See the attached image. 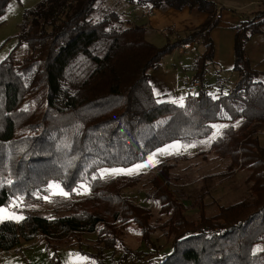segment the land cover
<instances>
[{
	"label": "trees",
	"instance_id": "16d2710c",
	"mask_svg": "<svg viewBox=\"0 0 264 264\" xmlns=\"http://www.w3.org/2000/svg\"><path fill=\"white\" fill-rule=\"evenodd\" d=\"M11 1L0 0V26ZM129 3L146 10L188 6L208 18L159 46L147 39L146 23L124 19ZM261 11L258 21L243 19L236 27L238 77L214 96L207 86L214 61L211 31L220 21L215 0H40L26 8L16 46L0 60V206L20 197L35 201L52 181L68 192L87 184L90 193L69 201L65 214L32 212L20 221L3 220L0 252L38 238L50 264H61L64 244H75L98 264H107V250L121 251L122 263L264 264V75L246 52L251 36L264 32ZM191 43L202 47L193 49L188 66L199 89H190L183 103L159 101L152 72L165 56L191 50L184 47ZM222 123L226 127L216 134ZM206 139L208 148L198 153L226 162L230 173L246 170L250 189L248 197L213 215L203 202L211 186L204 184L199 216H187L170 158L148 180L146 199L158 207V219L126 192L140 183L139 174L100 176L103 168L143 162L173 141ZM158 230L171 240L163 255L132 250L124 241L127 233L137 234L155 248ZM85 233H96L97 252L83 248Z\"/></svg>",
	"mask_w": 264,
	"mask_h": 264
},
{
	"label": "rangeland",
	"instance_id": "374dc122",
	"mask_svg": "<svg viewBox=\"0 0 264 264\" xmlns=\"http://www.w3.org/2000/svg\"><path fill=\"white\" fill-rule=\"evenodd\" d=\"M39 1L40 0H12L10 2L0 26V60L5 58L16 46L17 40L15 35L19 30V24L22 21L24 10L35 5ZM263 9L264 5H259L256 10L246 15L244 20H251L254 17H257L256 21H258L262 17L261 10ZM255 11L260 12L255 16L253 15ZM176 35L179 36L180 34ZM161 40L160 44L167 42L166 38L163 36ZM160 41L157 42L159 43ZM221 126L222 125L219 126L216 124V129ZM209 143L210 139L194 141L191 143L173 141L159 148L150 155L153 157L154 166L149 165L148 167H144L131 174H139L141 176V181L136 187L127 188L126 192L134 197L139 204L151 208V211L154 213V218L158 219V207L146 199V195L149 192L148 180L151 177L155 166L166 158H170L171 161L176 163V166L173 169V175L175 176L173 185L183 196V200L187 206L186 214L188 217L197 218L199 216V194L203 190L204 184L211 186L208 194L203 197V202L208 215L215 214L222 205H229L239 199L248 197L250 195V189L249 183L246 181L248 175L246 170L237 169L233 173H230L226 167V162H219L218 158H215L212 154H209L208 158L205 160L203 154L198 153V151H204L207 149ZM174 144L178 145V147L168 148L165 153L159 151L160 149H165L167 146ZM147 161L148 159L137 164H143ZM134 165L128 167L118 166L103 168L101 170L108 169L109 172L106 173L102 171L100 176L105 177L116 175L110 174V170L129 169ZM204 180H207V182L205 183ZM50 184H59L60 188L68 193V195L53 194V192L58 193L59 189L49 190ZM50 184L45 188V191L42 190L36 194L35 201H27L20 197L13 199L10 204L0 206V208L6 209V212L0 214V223L5 219L20 221L11 217H23L25 214L32 212H40L46 215L65 214V207L69 201L84 197L90 193L87 184H81L83 187L80 185L74 190V192L66 191L62 184L58 182L52 181ZM45 196L48 197L47 200L42 198ZM96 237V233L83 234V248L91 252H97L98 248L94 244ZM152 239L155 243V248L148 247L137 234L127 233L124 237L126 245L132 250H141L144 252L154 251L159 255H163L170 251L171 240L164 234V232L158 230L152 235ZM76 254H78L79 257H84L80 254L79 249L75 244H64L59 248L61 264H70V261L75 262V264H98L96 261L89 258L87 261H79ZM105 254L108 257V259H106L107 264H135V261L128 260L126 261L127 263H122L120 260L122 256L121 251L112 252V250H107L105 251ZM0 264H50V259L47 249L38 238H35L29 242L22 243L19 246V249L0 252Z\"/></svg>",
	"mask_w": 264,
	"mask_h": 264
},
{
	"label": "crops",
	"instance_id": "0c3cea01",
	"mask_svg": "<svg viewBox=\"0 0 264 264\" xmlns=\"http://www.w3.org/2000/svg\"><path fill=\"white\" fill-rule=\"evenodd\" d=\"M215 1L220 9V21L211 31L214 41V61L210 65L207 89L212 95L218 96L220 93L227 92L238 77L233 71L236 27L241 24L246 15L264 4V0ZM146 9L141 5L129 3L124 8V19L146 23L147 39L159 46L163 45L160 44L162 36L166 38V41L174 40L176 34H184L208 18V13L190 9L188 6L180 9L175 7ZM188 45L192 48L191 50L178 49L173 54L165 56L162 65L152 72L151 84L159 101L181 103L182 100L183 103L188 95L191 89L188 84V79L191 77L188 66L193 62L195 50L197 52L202 50V47L196 43ZM246 52L251 65L264 75V32L251 36L246 45ZM223 128L225 127L218 128L219 131L216 129L215 133L219 134ZM260 138L264 143V130Z\"/></svg>",
	"mask_w": 264,
	"mask_h": 264
},
{
	"label": "snow or ice",
	"instance_id": "6c2138e0",
	"mask_svg": "<svg viewBox=\"0 0 264 264\" xmlns=\"http://www.w3.org/2000/svg\"><path fill=\"white\" fill-rule=\"evenodd\" d=\"M181 103H182V100H181ZM221 127H226V125L225 126H221ZM217 131H219V129H217ZM176 147H178V145H175V144L174 145H169L165 149H160L159 151L161 153H165L168 148H176ZM153 155H155V154H153ZM149 165L154 166V160H153V157H151V156L148 158V161L146 163L136 164L132 168H129V169H111L110 170V174H129V175H131V174L137 172L138 170H140V169H142L144 167H148ZM102 171L106 172V173L109 172L108 169H104ZM8 183H11V181H8ZM81 187H83V185H81ZM52 189H59L58 193L53 192V194H60V195H64V196L68 195V193L64 192L63 189L60 188L59 184H50L49 185V190H52ZM42 198L46 199V200L48 199L47 196L42 197ZM4 212H6V209L0 208V214H3ZM11 218H15L17 220L24 219V217H22V216H13ZM260 250L261 249H259V248L257 249V251H260ZM76 255H77L79 261H87V259H88L87 257H79L78 254H76ZM70 264H75V262L70 261Z\"/></svg>",
	"mask_w": 264,
	"mask_h": 264
},
{
	"label": "built area",
	"instance_id": "2783aa9c",
	"mask_svg": "<svg viewBox=\"0 0 264 264\" xmlns=\"http://www.w3.org/2000/svg\"><path fill=\"white\" fill-rule=\"evenodd\" d=\"M185 48H190L188 44H185L184 45ZM188 84H189V87L191 88V90L193 91H197L200 87V82L198 79H194V80H191V79H188ZM130 261H136L135 258H131Z\"/></svg>",
	"mask_w": 264,
	"mask_h": 264
}]
</instances>
